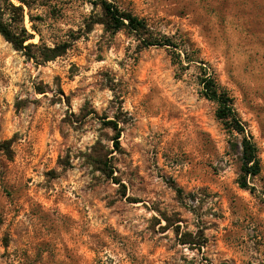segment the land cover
Returning <instances> with one entry per match:
<instances>
[{
    "label": "rangeland",
    "instance_id": "1",
    "mask_svg": "<svg viewBox=\"0 0 264 264\" xmlns=\"http://www.w3.org/2000/svg\"><path fill=\"white\" fill-rule=\"evenodd\" d=\"M62 1L59 19L32 11L50 45L101 14ZM114 1L177 47L95 24L37 64L0 34V264H264V0ZM201 66L258 147L255 192L240 186L241 137L201 94ZM95 145L113 151L120 183L88 165ZM198 231L201 248L183 243Z\"/></svg>",
    "mask_w": 264,
    "mask_h": 264
},
{
    "label": "trees",
    "instance_id": "2",
    "mask_svg": "<svg viewBox=\"0 0 264 264\" xmlns=\"http://www.w3.org/2000/svg\"><path fill=\"white\" fill-rule=\"evenodd\" d=\"M93 6L101 7L100 15H90L84 18L82 25L78 29H69L64 36H58L52 45L48 44L43 35L42 26L45 24L43 15H33L32 11L40 7L47 8L48 15L53 19H59L66 10L67 1L62 0H1L0 1V34L9 41L13 47L22 51L29 59H34L37 64H45L58 57L65 56L83 35L90 33L95 24H102L106 31L112 34L122 29H128L134 34L144 46L152 45H174L169 38L157 39L150 34L148 24L144 19L139 18L131 11H126L116 4L114 0H88ZM26 12L32 22L31 30L25 25ZM40 21V23H37ZM39 35V42L32 41ZM177 47V45H174ZM187 58L188 65L193 59ZM202 63V62H201ZM187 65V66H188ZM202 74L198 77V84L202 87L201 94L207 99L217 104L216 115L223 123L226 130L232 136H240L241 139L234 143L235 147L240 148L241 152V177L240 186L244 189L255 192L256 188L251 186L249 178H256L261 174V159L258 147L253 141L252 135L247 130L246 123L240 117L236 107L234 97L229 90L222 86L216 76L210 75L207 68L201 66ZM90 114V113H88ZM105 124L113 127L116 131L114 146L116 151H122L120 144L121 129L118 120H108ZM100 145V144H98ZM98 145L92 147L89 153L85 154L88 165L93 169L100 170L115 182L121 180L114 175L118 170L112 165V157L109 155L113 151L99 149ZM122 184V183H121ZM123 185V184H122ZM124 186V185H123ZM125 187V186H124ZM264 196V190L262 191ZM179 232V230H178ZM189 236V238H187ZM183 243L199 245L202 234L193 236L192 233H184Z\"/></svg>",
    "mask_w": 264,
    "mask_h": 264
}]
</instances>
